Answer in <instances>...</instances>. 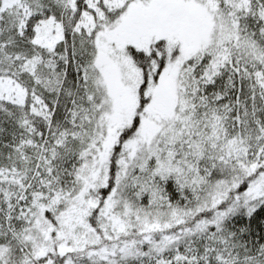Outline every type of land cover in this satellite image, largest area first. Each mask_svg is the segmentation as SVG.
Segmentation results:
<instances>
[{
  "label": "snow or ice",
  "instance_id": "snow-or-ice-1",
  "mask_svg": "<svg viewBox=\"0 0 264 264\" xmlns=\"http://www.w3.org/2000/svg\"><path fill=\"white\" fill-rule=\"evenodd\" d=\"M0 264H264V0H0Z\"/></svg>",
  "mask_w": 264,
  "mask_h": 264
}]
</instances>
